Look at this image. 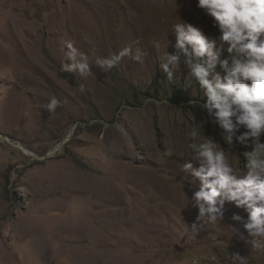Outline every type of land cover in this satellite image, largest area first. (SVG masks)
Listing matches in <instances>:
<instances>
[{"label":"rangeland","instance_id":"rangeland-1","mask_svg":"<svg viewBox=\"0 0 264 264\" xmlns=\"http://www.w3.org/2000/svg\"><path fill=\"white\" fill-rule=\"evenodd\" d=\"M195 4L0 0V264H233L232 252L264 264V252L232 239L231 226L243 231L232 214L247 216L233 204L222 222L186 235L200 187L181 171L188 134L219 141L237 171L251 150L200 127L194 102L171 101L187 74L180 65L169 81L159 66L173 52L172 25L217 34ZM68 41L92 75L62 70ZM129 45L141 61L125 57L108 73L95 65ZM186 91L203 102L195 82ZM53 96L61 104L50 114Z\"/></svg>","mask_w":264,"mask_h":264},{"label":"clouds","instance_id":"clouds-1","mask_svg":"<svg viewBox=\"0 0 264 264\" xmlns=\"http://www.w3.org/2000/svg\"><path fill=\"white\" fill-rule=\"evenodd\" d=\"M195 6L211 20L217 34L210 37L201 27L180 19L172 25L173 52L163 53L160 69L173 81L175 70L183 65L187 70L183 88L191 89L195 82L203 90V102L194 101L206 117L199 126L215 125L223 144L251 150L243 152L244 166L237 171L219 141L192 142L198 132L188 134L192 156L181 171L199 181L200 187L191 197L198 214L186 235L195 238L222 222L230 203L247 213L246 217L232 214L231 220L243 227L241 231L231 226L232 239L264 252V0H196ZM154 46L159 51V42ZM65 47L71 63H64L62 70L76 71L82 78L92 75L89 56L71 41ZM143 55L139 50L133 55L129 45L110 58H96L95 65L108 73L125 57L141 61ZM60 104L51 97L47 112L55 113ZM217 243L224 242L217 239ZM229 255L233 264H249L239 252ZM193 264H200V258Z\"/></svg>","mask_w":264,"mask_h":264},{"label":"trees","instance_id":"trees-1","mask_svg":"<svg viewBox=\"0 0 264 264\" xmlns=\"http://www.w3.org/2000/svg\"><path fill=\"white\" fill-rule=\"evenodd\" d=\"M197 100H199L197 97L190 96L188 92L184 89L176 90L173 97L171 98V101L178 105L189 104Z\"/></svg>","mask_w":264,"mask_h":264}]
</instances>
